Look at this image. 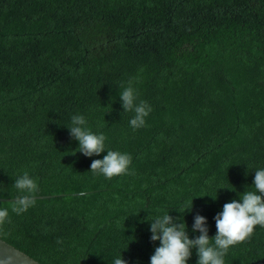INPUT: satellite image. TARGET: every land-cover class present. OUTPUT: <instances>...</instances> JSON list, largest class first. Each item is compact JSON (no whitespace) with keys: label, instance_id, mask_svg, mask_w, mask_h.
I'll list each match as a JSON object with an SVG mask.
<instances>
[{"label":"trees","instance_id":"trees-1","mask_svg":"<svg viewBox=\"0 0 264 264\" xmlns=\"http://www.w3.org/2000/svg\"><path fill=\"white\" fill-rule=\"evenodd\" d=\"M129 80L152 108L136 130ZM76 115L105 152L78 151ZM109 150L132 157L128 174L90 170ZM260 169L264 0H0V198L22 195L25 172L44 196L19 215L0 200L7 243L41 264H150L151 222L168 213L193 239L199 214L212 238ZM223 259L264 264V227Z\"/></svg>","mask_w":264,"mask_h":264},{"label":"clouds","instance_id":"clouds-1","mask_svg":"<svg viewBox=\"0 0 264 264\" xmlns=\"http://www.w3.org/2000/svg\"><path fill=\"white\" fill-rule=\"evenodd\" d=\"M128 81L120 95L124 111H133L134 117L129 121L133 130L145 126V118L152 108L147 102L138 100V93ZM72 138L79 142L78 148L84 156L91 157L105 152L106 137L92 133L86 127L83 116H73L72 126L68 128ZM132 157L127 153L107 151L103 159L93 160L90 170L103 174L111 179L113 176L128 174ZM253 185L255 191L244 192L240 202L232 200L223 205L222 212L214 217L216 234L209 238L206 218L197 214L192 225L193 232H199V236L189 239L186 224L168 213L150 223V240L159 241V247L155 248L150 257V264H186L191 256V250L196 249L199 257L197 264H224L223 257L231 246L242 243L254 232L257 225L264 227V169L256 170ZM14 187L22 193L14 201H11L12 211L17 215L27 212L36 202L35 193L38 185L34 179L25 172L14 182ZM259 193V194H257ZM190 206L185 210L191 211ZM8 209L0 210V225L8 220ZM214 241V244L210 243ZM60 243V241H57ZM114 264H127L120 257Z\"/></svg>","mask_w":264,"mask_h":264},{"label":"water","instance_id":"water-1","mask_svg":"<svg viewBox=\"0 0 264 264\" xmlns=\"http://www.w3.org/2000/svg\"><path fill=\"white\" fill-rule=\"evenodd\" d=\"M35 197L42 198L44 196L39 195ZM16 198L17 197L0 198V200L14 201ZM0 264H41V263L0 238Z\"/></svg>","mask_w":264,"mask_h":264}]
</instances>
